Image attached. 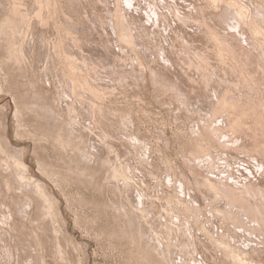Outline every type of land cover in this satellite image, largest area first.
<instances>
[{
    "label": "rangeland",
    "instance_id": "374dc122",
    "mask_svg": "<svg viewBox=\"0 0 264 264\" xmlns=\"http://www.w3.org/2000/svg\"><path fill=\"white\" fill-rule=\"evenodd\" d=\"M5 1L0 264H264V0Z\"/></svg>",
    "mask_w": 264,
    "mask_h": 264
},
{
    "label": "bare ground",
    "instance_id": "6f19581e",
    "mask_svg": "<svg viewBox=\"0 0 264 264\" xmlns=\"http://www.w3.org/2000/svg\"><path fill=\"white\" fill-rule=\"evenodd\" d=\"M1 1H2V0H1ZM8 1H9V0H8ZM19 1H20V0H19ZM22 1H23V0H22ZM33 1H34V0H33ZM38 1H39V0H38ZM51 1H52V0H51ZM68 1H69V0H68ZM72 1H73V0H72ZM72 1H71V2H72ZM76 1H77V0H76ZM106 1H107V0H106ZM126 1H127V0H126ZM135 1H136V0H135ZM227 1H228V2H231V0H227ZM5 2H7V0H6ZM24 2H25V1H24ZM29 2H30V1H29ZM36 2H37V0H36ZM39 2H40V1H39ZM41 2H43V1H41ZM47 2L50 3V1H48V0L46 1V3H47ZM96 2H97V1H96ZM96 2H95V3H96ZM223 2H224V1H223ZM234 2H235V1H234ZM0 3H1V2H0ZM8 3H10V2H8ZM8 3H7V4H8ZM22 3H23V2H22ZM46 3H45V4H46ZM49 3H48V4H49ZM64 3H66V2H64ZM92 3H93V2H92ZM101 3H102V2H101ZM119 3H120V2H119ZM131 3H132V2H131ZM14 4H15V3H14ZM16 4H18V1H17ZM31 4H32V3H31ZM41 4H42V3H41ZM41 4H40V5H41ZM56 4H57V3H56ZM59 4H60V3H59ZM70 4L72 5L73 3H70ZM70 4H69V5H70ZM83 4H84V3H83ZM96 4H97V3H96ZM96 4H95V5H96ZM98 4H99V3H98ZM155 4H156V3H155ZM210 4H211V3H210ZM216 4H217V3H216ZM229 4H230V3H229ZM253 4H254V3H253ZM5 5H6V4H5ZM37 5H38V3H37ZM40 5L38 6V7H39L38 9H41V8H40V7H41ZM42 5H43V4H42ZM69 5H68V6H69ZM115 5H116V2H115ZM135 5H136V4H135ZM233 5H234V4H233ZM251 5H252V4H251ZM10 6H11V4H10ZM17 6H18V5H17ZM20 6H22V5H20ZM20 6H18V8H19ZM32 6H33V5H32ZM35 6H36V5L34 4V8H35ZM46 6H47V4H46ZM156 6H157V5H156ZM211 6H212V5H211ZM4 7H5V6H4ZM11 7H12V6H11ZM25 7H26V6H25ZM25 7H24V9H25ZM30 7H31V6H29V8H30ZM44 7H45V6H44ZM49 7H50V6H49ZM70 7H71V9H72V6H70ZM109 7H110V6H109ZM112 7H113V6H112ZM216 7H217V5H216ZM221 7H222V6H221ZM239 7H240V6H239ZM14 8H15V7H13V9H12V10H13V15H14ZM34 8L32 7V9H34ZM50 8H51V7H50ZM52 8H53V7H52ZM74 8H75V7H74ZM101 8H103V7H101ZM101 8H100V9H101ZM104 8H105V7H104ZM135 8H136V7H135ZM230 8H231V7H230ZM3 9H4V8H2V10H3ZM6 9H7V8H6ZM8 9H9V6H8ZM20 9H21V8H20ZM20 9H19V10H20ZM24 9H22V12L25 11ZM38 9L35 8V10L39 11ZM44 9H45V8H44ZM76 9H77V8H76ZM92 9H93V8H92ZM241 9H242V8H241ZM15 10H17V9H15ZM19 10H17V11L19 12ZM23 10H24V11H23ZM35 10H34V12H35ZM47 10H49V9L47 8ZM52 10H53V9H52ZM52 10H50V11L53 12ZM68 10H69V9H68ZM72 10H73V9H72ZM84 10H85V9H84ZM120 10H121V9H120ZM261 10H262V9H261ZM9 11H10V10H9ZM30 11H31V10H30ZM40 11H41V10H40ZM40 11H39V12H40ZM50 11H49V12H50ZM57 11H58V10H57ZM80 11H81V10H80ZM80 11H79V13H80ZM109 11H110V10H109ZM118 11H119V10H118ZM125 11H126V10H125ZM254 11H255V10H254ZM42 12H43V11H42ZM47 12H48V11H47ZM51 12H50V13H51ZM76 12H77V11H76ZM81 12H82V11H81ZM88 12H89V11H88ZM88 12H87V13H88ZM121 12H122V11H121ZM0 13H1V12H0ZM8 13H9V12H8ZM25 13H27V14L29 15V12H28V11L25 12ZM32 13H33V12H32ZM43 13H44V12H43ZM63 13H64V12H63ZM65 13H66V12H65ZM84 13H85V12H84ZM105 13H106V12H105ZM114 13H115V12H114ZM119 13H120V12H119ZM131 13H132V12H131ZM166 13H167V12H166ZM188 13H189V12H188ZM218 13H219V12H218ZM15 14H17V12H16ZM19 14H20V13H19ZM21 14H24V13H21ZM27 14H26V16H27ZM34 14H35V13H34ZM40 14H41V13H40ZM44 14H45V13H44ZM48 14H49V13H48ZM57 14H58V13H57ZM81 14H82V13H81ZM125 14H126V13H125ZM135 14H136V13H135ZM174 14H175V13H174ZM228 14H229V13H228ZM239 14H240V13H239ZM246 14H247V13H246ZM5 15H6V14H5ZM10 15H11V14H10ZM17 15H18V14H17ZM31 15H33V14H31ZM37 15H38V12H37ZM37 15H36V16H37ZM45 15H46V14H45ZM50 15H51V14H50ZM50 15H49V16H50ZM53 15H55V14H53ZM63 15H64V14H63ZM66 15H67V14H66ZM115 15H116V14H115ZM118 15H119V14H118ZM224 15H225V13H224ZM247 15H248V14H247ZM7 16H9V14H8ZM11 16H12V15H11ZM22 16H25V15H22ZM22 16H21V17H22ZM26 16H25V18H24V17H22V18H23V20L26 21V19H27V21H28V16H27V18H26ZM33 16H34V15H33ZM33 16H32V17H33ZM89 16H90V13H89ZM119 16H120V15H119ZM119 16H118V17H119ZM132 16H133V15H132ZM169 16H170V15H169ZM175 16H176V15H175ZM207 16H208V15H207ZM219 16H220V15H219ZM221 16H223V15H221ZM254 16H255V15H254ZM261 16H262V15H261ZM18 17H19V16H18ZM21 17H20V19H21ZM29 17H30V16H29ZM39 17H40V16L38 15V18H39ZM41 17H42V14H41ZM51 17H52V15H51ZM54 17H55V16H54ZM66 17H67V16H66ZM74 17H75V16H74ZM79 17H81V15H80ZM79 17H76V18H79ZM83 17H84V16H83ZM90 17H91V16H90ZM107 17H108V16H107ZM123 17H124V16H123ZM127 17H128V16H127ZM149 17H150V16H149ZM205 17H206V16H205ZM238 17H239V16H238ZM243 17H244V16H243ZM11 18H12V17H11ZM13 18H14V16H13ZM16 18H17V17H16ZM71 18H72V17H71ZM93 18H94V17H93ZM221 18H222V17H221ZM223 18H224V16H223ZM240 18H241V17H239V19H240ZM245 18H246V17H245ZM256 18H257V17H256ZM260 18H261V17H260ZM9 19H10V17H9ZM9 19H8V20L5 19V20H6V23L9 21ZM40 19H42V18H40ZM55 19H56V17H55ZM64 19H65V18H64ZM79 19H81V18H79ZM105 19H106V18H105ZM128 19H129V18H128ZM146 19H147V18H146ZM237 19H238V18H237ZM237 19H236V22H237ZM261 19H262V18H261ZM5 20H3V21H5ZM16 20H18V18H17ZM30 20H31V19H30ZM44 20H45V18H44ZM44 20H43V21H44ZM48 20H50V19H48ZM82 20H83V19H82ZM179 20H180V19H179ZM3 21H2V22H3ZM10 21H11V20H10ZM10 21H9V22H10ZM27 21H26V22H27ZM38 21L40 22L41 20H38ZM63 21H64V20H63ZM70 21H71V20H70ZM88 21H89V20H88ZM113 21H114V20H113ZM130 21H131V20H130ZM137 21H138V20H137ZM137 21H136V22H137ZM166 21H167V20H166ZM201 21H202V20H201ZM238 21H239V20H238ZM9 22H8V24H6V25L9 26V24H13V22H12V23H11V22L9 23ZM17 22H18V21H17ZM22 22H23V21H22ZM22 22H21V23H22ZM31 22H32V21H31ZM49 22H50V21H49ZM61 22H62V21H61ZM71 22L73 23L74 21H71ZM84 22H85V21H83V23H84ZM97 22H98V21H97ZM106 22H107V21H106ZM111 22H112V21H111ZM120 22H121V21H120ZM185 22H186V21H185ZM187 22H188V21H187ZM195 22H196V21H195ZM211 22H212V21H211ZM213 22H215V21H213ZM213 22H212V23H213ZM222 22L224 23V20H223ZM251 22H253V21H251ZM35 23H37V22L35 21ZM40 23H41V22H40ZM50 23H51V22H50ZM58 23H59V22H58ZM62 23H63V22H62ZM74 23H75V22H74ZM85 23H86V22H85ZM189 23H190V22H189ZM196 23H197V22H196ZM202 23H203V21H202ZM212 23H211V24H212ZM239 23H241V22H239ZM259 23H260V22H259ZM3 24H4V23H3ZM14 24H17V25H18V23H14ZM27 24H28V22H27ZM30 24H31V23H30ZM53 24H54V23H53ZM53 24H52V25H53ZM65 24H66V23H65ZM67 24H68V23H67ZM67 24H66V25H67ZM81 24H82V23H81ZM114 24H116V23H114ZM186 24H187V23H186ZM194 24H195V23H194ZM208 24H210V23H208ZM216 24H217V23H216ZM245 24H246V23H245ZM257 24H258V23H257ZM0 25H1V24H0ZM37 25H38V24H37ZM39 25H40V24H39ZM48 25H49V24H48ZM55 25H56V24H55ZM62 25H63V24H62ZM79 25H80V23H79ZM4 26H5V25H4ZM21 26H22V25H21ZM23 26H24V25H23ZM34 26H35V25H34ZM50 26H51V25H50ZM53 26H54V25H53ZM53 26H52V28H53ZM70 26H71V25H70ZM111 26H112V25H111ZM114 26H115V25H114ZM114 26H113V27H114ZM192 26H193V25H192ZM204 26H205V25H204ZM207 26H209V25H207ZM210 26H211V25H210ZM10 27H11V26H10ZM14 27H15V26H14ZM26 27H27V26H26ZM29 27H30V26H28V28H29ZM56 27H57V26H56ZM58 27H59V26H58ZM58 27H57V28H58ZM63 27H65V26H63ZM71 27H72V26H71ZM75 27H76V26H75ZM81 27H82V25H81ZM81 27L79 26L80 29H81ZM85 27H87L86 24H85ZM234 27H235V26H234ZM237 27H238V26H237ZM1 28H2V25H1ZM4 28H5V27H4ZM21 28H22V27H21ZM23 28H24V27H23ZM32 28H33V27H32ZM59 28H60V27H59ZM67 28H69V27H67ZM76 28H77V27H76ZM76 28H75V29H76ZM79 28H78V29H79ZM83 28H84V27H83ZM114 28H116V27H114ZM136 28H137V27H136ZM24 29H25V28H24ZM53 29H54V28H53ZM72 29H73V28H72ZM80 29H79V30H80ZM259 29H260V28H259ZM26 30H27V29H26ZM33 30H35V29H32V32H33ZM36 30H37V29H36ZM65 30H67V29H65ZM84 30H85V29H84ZM115 30H118V29H115ZM139 30H140V29H139ZM206 30H207V29H206ZM11 31H12V30H11ZM11 31H10V32H11ZM51 31H52V30H51ZM73 31H74V29H73ZM82 31H83V30H82ZM111 31H112V30H111ZM246 31H247V30H246ZM16 32H18V31H16ZM52 32H53V31H52ZM67 32H68V31H67ZM67 32H66V33H67ZM69 32H70V30H69ZM75 32H76V30H75ZM113 32H114V31H113ZM5 33H6V32H5ZM33 33H34V32H33ZM38 33H39V32H38ZM46 33H47V32H46ZM53 33H54V32H53ZM76 33H77V32H76ZM78 33H80V31H79ZM78 33H77V34H78ZM118 33H119V32H118ZM189 33H190V32H189ZM214 33H215V32H214ZM257 33H258V31H257ZM259 33H260V32H259ZM8 34H9V33H8ZM14 34H16V33H14ZM14 34H13V35H14ZM25 34H26V33H25ZM51 34H52V33H51ZM60 34H61V33H60ZM222 34H223V33H222ZM231 34H232V33H231ZM234 34H235V33H234ZM11 35H12V34H11ZM19 35H20V34H19ZM33 35H34V34H33ZM39 35H40V34H39ZM53 35H54V34H53ZM56 35H57V34H56ZM56 35H55V36H56ZM122 35H123V34H122ZM122 35H121V36H122ZM210 35H211V34H210ZM210 35H209V36H210ZM227 35H228V34H227ZM34 36H35V35H34ZM47 36H48V35H47ZM49 36H50V34H49ZM68 36H70V35L68 34ZM121 36H120V37H121ZM124 36H125V35H124ZM231 36H232V35H231ZM255 36H256V35H255ZM12 37H13V36H12ZM32 37H33V36H32ZM36 37H38V36L36 35ZM42 37H43V36H42ZM52 37H53V36H52ZM259 37H260V36H259ZM6 38H8V37H6ZM29 38H31V37H29ZM69 38H70V37H69ZM210 38H211V37H210ZM72 39H73V38H72ZM78 39H79V38H78ZM121 39H122V37H121ZM236 39H237V38H236ZM5 40H6V39H5ZM31 40H32V39H30V41H31ZM38 40H39V39H38ZM38 40H36V41H38ZM46 40H47V39H46ZM124 40H125V39H124ZM9 41H10V40H9ZM25 41H26V40H25ZM33 41H34V40H33ZM71 41H72V40H71ZM126 41H127V40H125V42H126ZM237 41H238V40H237ZM6 42H7V41H6ZM6 42H5V43H6ZM41 42H42V41H41ZM41 42H40V43H41ZM46 42H47V41H46ZM53 42H54V41H53ZM56 42H57V41H56ZM116 42H117V41H116ZM119 42H120V41H119ZM119 42H117V43H119ZM125 42H124V43H125ZM222 42H223V41H222ZM21 43H22V42H21ZM31 43H32V41H31ZM36 43H37V42H36ZM36 43H35V44H36ZM40 43H39V45H40ZM64 43H65V42H64ZM64 43H63V44H64ZM117 43H116V44H117ZM124 43H123V44H124ZM227 43H228V42H227ZM263 43H264V42H263ZM33 44H34V43H33ZM47 44H48V43H47ZM216 44H217V43H216ZM221 44H222V43H221ZM5 45H6V44H5ZM13 45H15V44H13ZM13 45H12V46H13ZM25 45H26V44H25ZM42 45H43V43H42ZM96 45H97V44H96ZM242 45H243V44H242ZM10 46H11V45H10ZM12 46H11V47H12ZM28 46H30V44H29ZM54 46H55V45H54ZM56 46H58V45H56ZM120 46H121V45H120ZM261 46H262V45H261ZM8 47H9V46H8ZM30 47H31V46H30ZM35 47H36V46H35ZM37 47H38V44H37ZM45 47L49 48L48 45H46ZM90 47H91V46H90ZM92 47H93V46H92ZM101 47H102V46H101ZM20 48H21V47H20ZM62 48H63V47H62ZM219 48H221V47H219ZM262 48H263V47H262ZM15 49H16V48H15ZM22 49H23V48H22ZM37 49H38V48H37ZM55 49H56V48H55ZM69 49H70V48H69ZM120 49H121V48H120ZM122 49H123V48H122ZM237 49H238V48H237ZM9 50H10V48H9ZM19 50H20V49H19ZM28 50H29V48H28ZM30 50H31V49H30ZM34 50H36V48H35ZM39 50H40V49H39ZM43 50H45V49H43ZM43 50H42V51H43ZM46 50H47V49H46ZM57 50H58V49H57ZM57 50H56L55 52H57ZM74 50H75V49H74ZM89 50H90V49H89ZM11 51H12V50H11ZM11 51H8V52H11ZM16 51H17V50H16ZM31 51H32V50H31ZM31 51H30V52H31ZM42 51H41V52H42ZM58 51H59V50H58ZM66 51H68V50H66ZM123 51H124V50H123ZM230 51H231V50H230ZM238 51H239V50H238ZM238 51H237V52H238ZM25 52H26V51H25ZM39 52H40V51H39ZM39 52H38V53H39ZM46 52H47V51H46ZM46 52H45V53H46ZM48 52H49V51H48ZM48 52H47V53H48ZM59 52H60V51H59ZM75 52H76V51H75ZM102 52H103V51H102ZM104 52H105V51H104ZM220 52H221V51H220ZM225 52H226V51H225ZM242 52H243V51H242ZM245 52H246V51H245ZM1 53H2V52H1ZM11 53H12V52H11ZM21 53H22V52H21ZM49 53H50V52H49ZM57 53H58V52H57ZM60 53H61V52H60ZM65 53H66V52H65ZM68 53H69V52H68ZM100 53H101V52H100ZM235 53H236V52H235ZM253 53H254V52H253ZM256 53H257V52H256ZM23 54H24V53H23ZM31 54H32V52H31ZM96 54H97V53H96ZM98 54H99V53H98ZM102 54H103V53H102ZM18 55H19V54H18ZM39 55H40V53H39ZM39 55H38V58L41 57V56L39 57ZM41 55H43V54L41 53ZM44 55H45V54H44ZM46 55H47V54H46ZM50 55H51V54H50ZM58 55H60V54L58 53ZM69 55H72V54H69ZM75 55H76V54H75ZM100 55H101V54H100ZM103 55H105V54H103ZM245 55H246V54H245ZM254 55H255V54H254ZM29 56H30V54H29ZM35 56H36V53H35ZM220 56H221V55H220ZM44 57H45V56H44ZM46 57H47V56H46ZM46 57H45V58H46ZM64 57H66V56H64ZM34 58H35V57H34ZM36 58H37V57H36ZM42 58H43V57H42ZM240 58H241V57H240ZM43 59H44V58H43ZM48 59H50V58H48ZM66 59H67V58H66ZM237 59H238V58H237ZM241 59H242V58H241ZM28 60H29V59H28ZM258 60H259V59H258ZM37 61H38V60H36V62H37ZM64 61H65V60H64ZM221 61H222V60H221ZM29 62H30V61H29ZM48 62H50V60H49ZM238 62H239V61H238ZM37 63H39V62H37ZM64 63H65V62H64ZM75 63H76V62H75ZM42 64H43V63H42ZM42 64H41V65H42ZM246 64H247V63H246ZM37 65H38V64H37ZM247 65H248V64H247ZM249 65H250V64H249ZM31 66H32V65H31ZM72 66H73V65H72ZM77 66H78V65H77ZM263 66H264V65H263ZM53 67H54V66H53ZM61 67H62V65H61ZM260 67H261V66H260ZM49 68H50V67H49ZM68 68H69V67H68ZM61 69H62V68H61ZM78 69H79V68H78ZM59 70H60V69H59ZM261 70H262V69H261ZM58 72H59V71H58ZM65 72H66V71H65ZM68 72H69V71H68ZM71 72H72V71H71ZM252 72H253V71H252ZM257 72H258V71H257ZM50 73H51V72H50ZM59 73H60V72H59ZM72 73H73V72H72ZM46 74H47V73H46ZM62 74H63V73H62ZM262 74H263V73H262ZM263 75H264V74H263ZM47 76H48V75H47ZM79 76H80V75H79ZM85 76H86V75H85ZM49 77H51V76L49 75ZM65 77H66V76H65ZM70 77H72V76H70ZM257 77H258V76H257ZM81 79H82V78H81ZM253 79H254V78H253ZM262 79H263V78H262ZM87 80H88V79H87ZM63 81H64V80H63ZM76 81H77V80H76ZM76 81H75V82H76ZM88 81H89V80H88ZM88 81H87V82H88ZM262 81H263V80H262ZM90 82H91V81H90ZM254 82H255V81H254ZM76 84H77V83H76ZM82 84H83V83H82ZM82 84H81V86H83ZM91 84H92V83H91ZM77 85H78V84H77ZM252 85H253V84H252ZM73 87H74V86H73ZM258 87H259V86H258ZM72 89H74V88H72ZM256 89H257V88H256ZM73 91H74V90H73ZM67 92H68V91H67ZM82 92H83V91H82ZM95 92H96V91H95ZM257 92H258V91H257ZM263 92H264V91H263ZM263 92H262V93H263ZM260 93H261V92H260ZM91 94H92V93H91ZM87 95H88V94H87ZM84 96H85V95H84ZM91 96H92V95H91ZM97 96H98V95H97ZM1 97H2V96H1ZM216 97H217V96H216ZM226 97H227V96H226ZM6 98H8V97H6ZM6 98H5V99H6ZM65 98H66V97H65ZM95 98H96V97H95ZM228 98H229V97H228ZM234 98H235V97H234ZM14 100H15V99H14ZM90 100H91V98H90ZM236 101H237V100H236ZM239 101H240V100H239ZM4 102H5V100L2 99V98H0V105L4 104ZM85 102H86V101H85ZM233 102H234V101H233ZM2 106H3V105H2ZM90 106H91V105H90ZM93 108H94V107H93ZM212 108H215V107H212ZM227 108H228V107H227ZM234 108H235V107H234ZM217 109H218V108H217ZM249 109H250V108H249ZM227 110H228V109H227ZM213 111H214V110H213ZM225 111H226V110H225ZM241 111H242V110H241ZM247 111H249V110H247ZM210 112H211V111H210ZM223 112H224V111H223ZM242 112H243V111H242ZM207 113H208V112H207ZM226 113H227V112H226ZM220 114H221V113H220ZM228 115H229V114H228ZM238 115H239V114H238ZM241 115H242V113H241ZM14 117H15V115H14ZM227 117H228V116H227ZM227 117H226V118H227ZM243 117H244V116H243ZM213 118H214V117H213ZM231 118H232V116H231ZM234 118H235V117H234ZM243 119H244V118H243ZM247 119H248V118H247ZM204 120H205V119H204ZM216 120H217V118H216ZM237 120H239V118H238ZM244 121H245V120H244ZM216 122H217V121H216ZM202 123H203V122H202ZM230 123H231V122H230ZM234 123H235V122H234ZM245 123H246V122H245ZM206 124H207V123H206ZM254 124H255V123H254ZM202 126H203V125H202ZM209 126H210V125H209ZM211 126H212V125H211ZM237 126H238V124H237ZM243 126H244V125H243ZM245 126H246V125H245ZM205 127H206V125H205ZM207 127H208V126H207ZM234 127H235V124H234ZM209 128H210V127H209ZM214 128H215V127H214ZM239 128H240V127H239ZM204 129H205V128H204ZM212 129H213V128H212ZM231 129H232V128H231ZM210 131H211V130H210ZM260 131H261V130H260ZM213 132H214V131H213ZM226 132H227V131H226ZM232 132H233V131H232ZM229 134H230V133H229ZM237 134H238V133H237ZM258 134H259V133H258ZM261 134H263V133H261ZM211 135H213V134H211ZM219 135H221V134H219ZM242 135H244V134H242ZM217 136H218V135H217ZM245 136H246V135H245ZM261 136H262V135H261ZM217 138H219V137H217ZM221 138H222V137H221ZM211 139H212V138H211ZM214 140H215V139H214ZM261 141H262V140H261ZM222 142H223V141H222ZM250 142H251V141H250ZM225 143H226V142H225ZM14 146H15V145H14ZM20 146H21V145H20ZM226 146H227V145H226ZM22 148H23V147H22ZM224 148H225V147H224ZM231 148H232V147H231ZM240 148H241V147H240ZM3 149H4V148H2V151H3ZM222 150H223V149H222ZM240 150H241V149H240ZM252 150H253V149H252ZM229 151H230V150H229ZM223 152H224V151H223ZM227 152H228V151H227ZM245 152H246V151H245ZM236 153H237V152H236ZM252 154H254V153H252ZM5 155H6V154H5ZM22 155H23V154H22ZM245 155H247V154H245ZM225 156H226V155H225ZM228 156H229V155H228ZM228 156H227V157H228ZM239 156H240V155H239ZM4 157H5V156H4ZM261 157H262V156H261ZM243 158H244V157H243ZM232 159H233V158H232ZM237 159H238V158H237ZM203 160H204V159H203ZM19 161H20V160H19ZM204 161H205V160H204ZM232 161H233V160H232ZM4 162H5V161H4ZM23 162H24V161H23ZM25 163H26V162H25ZM25 163H22V164L25 165ZM3 164H4V163H3ZM14 164H15V163H14ZM26 164H27V163H26ZM231 164H232V163H231ZM203 165H204V164H203ZM0 166H1V165H0ZM204 166H205V165H204ZM1 167H2V166H1ZM21 167H22V166H21ZM213 168H214V167H213ZM27 169H28V168H27ZM32 169H33V168H32ZM37 169H38V168H37ZM37 169H35V174H36L37 178L39 179V181L41 180V181H44V182H45V181H46V178H44L43 175H41V174L38 172ZM211 169H212V168H211ZM218 169H219V168H218ZM26 171H27V170H26ZM41 172H42V171H41ZM212 172H213V171H212ZM210 174H211V173H210ZM29 175H30V174H29ZM210 176H211V175H210ZM34 178H35V177H34ZM34 178H33V179H34ZM145 178H146V177H145ZM212 178H213V177H212ZM27 179H28V178H27ZM218 179H219V178H218ZM126 180H127V179H126ZM22 181H23V180H22ZM41 181H40V182H41ZM24 182H25V181H24ZM40 182L36 183V186H37L38 189L41 188V184H40ZM47 182H48V181H47ZM228 182H229V181H228ZM252 182H253V181H252ZM25 183H26V182H25ZM34 183H35V182H34ZM216 183H217V182H216ZM32 184H33V183H32ZM43 184H44V183H43ZM207 184H208V183H207ZM34 185H35V184H34ZM53 185H54V184H53ZM43 186H45V185H43ZM43 186H42V187H43ZM34 187H35V186H34ZM221 187H222V186H221ZM230 187H231V186H230ZM233 187H234V186H233ZM242 187H243V186H242ZM211 188H212V187H211ZM214 188H216V187H214ZM42 189L45 190V188H41V190H42ZM229 189H230V188H229ZM229 189H228L227 192H225L224 194H226V195H230V196H231V199H235L236 196H238V195H235V194H237V193L235 192L236 190H235V191H232L233 189H231V190H229ZM245 189H246V188H245ZM245 189H244V190H245ZM209 190H210V189H209ZM259 190H260V189H259ZM191 191H192V190H191ZM225 191H226V190H225ZM253 191H254V190H253ZM261 191H262V190H261ZM39 192H40V191H39ZM44 192H45V191H44ZM44 192H43V193H44ZM187 192H188V191H187ZM245 192H246V191H245ZM248 192H249V191H247V193H248ZM198 193H199V192H198ZM240 193H242V192H240ZM240 193H239V194H240ZM249 193H251V192H249ZM211 194H212V193H211ZM256 194H257V193H256ZM208 195H209V194H208ZM212 195H213V194H212ZM212 195H210V197H211ZM220 195H221V194H220ZM220 195H219V196H220ZM246 195H247V194H246ZM57 196H58V195H57ZM200 196H201V195H200ZM221 196H222V195H221ZM221 196H220V197H221ZM240 196H241V195H240ZM261 196H262V195H261ZM217 197H218V196H217ZM225 197H226V196H225ZM238 197H239V196H238ZM257 197H258V196H257ZM200 198H201V197H200ZM227 198H228V197H227ZM229 198H230V197H229ZM249 198H250V197H249ZM254 198H255V197H254ZM240 199H241V198H240ZM175 200H176V199H175ZM228 200H229V199H228ZM238 200H239V198H238ZM246 200H247V199H246ZM262 200H264V199H262ZM139 201H140V200H139ZM217 201H218V200H217ZM220 201H221V199H220ZM222 201H223V200H222ZM232 201H233V200H232ZM234 201H235V200H234ZM163 202H164V201H163ZM204 202H205V201H204ZM206 202H207V201H206ZM212 202H213V201H212ZM218 202H219V201H218ZM218 202H217V203H218ZM236 202H237V201H236ZM244 202H245V201H244ZM246 202H247V201H246ZM214 203H215V202H214ZM217 203H216V204H217ZM238 203H239V202H238ZM157 204H158V203H157ZM221 204L224 205V203H221ZM242 204H243V203H242ZM263 204H264V203H263ZM214 205H215V204H214ZM247 205H248V204H247ZM247 205H246V206H247ZM249 205H250V203H249ZM259 205H260V204H259ZM182 206H183V208H184V205H182ZM201 206H202V205H201ZM208 206H209V205H208ZM216 206H217V205H216ZM230 206H231V204H230ZM235 206H236V205H235ZM240 206H241V205H240ZM227 207H228V206H227ZM227 207H226V209L229 208V207H228V208H227ZM231 207H232V206H231ZM236 207H237V206H236ZM251 207H252V206H251ZM251 207H247V208H251ZM258 207H259V206H258ZM150 208H151V207H150ZM162 208H163V207H162ZM190 208H191V207H190ZM195 208H196V207H195ZM224 208H225V206H224ZM240 208H242V206H241ZM240 208H238V209H240ZM254 208H255V207H254ZM254 208H253V209H254ZM171 209H172V208H171ZM175 209H176V208H175ZM191 209H192V208H191ZM205 209H206V208H205ZM232 209H233V208H232ZM234 209H237V208H234ZM238 209H237V211H239ZM242 209H243V208H242ZM253 209H252V210H253ZM157 210H158V209H157ZM189 210H190V209H189ZM203 210H204V209H203ZM218 210L221 211L222 209H221V210L218 209ZM218 210L216 211L217 213H219ZM245 210H246V209H245ZM168 211H169V210H168ZM170 211H171V210H170ZM223 211H224V210H222V212H223ZM230 211H231V209L229 208V212H230ZM246 211H247V210H246ZM185 212H186V211H185ZM195 212H196V211H195ZM211 212H212V211H211ZM227 212H228V211H227ZM241 212L243 213L244 211H241ZM248 212H250V211H248ZM248 212H244L243 216L245 215V213H248ZM263 212H264V211H263ZM140 213H141V212H140ZM168 213H169V212H168ZM182 213H183V212H182ZM212 213H213V212H212ZM212 213H211V214H212ZM238 213H239V212H238ZM254 213H255V212H254ZM213 214H214V213H213ZM213 214H212V217H213V216H216V215H213ZM219 214H220V213H219ZM224 214H225V212H224ZM228 214H229V213H228ZM230 214H231V213H230ZM232 214H233V212H232ZM260 214H261V213H260ZM233 215H235V214H233ZM233 215H232V216H233ZM239 215H241V213H240ZM253 215H254V214H253ZM198 216H199V215H198ZM198 216H197V217H198ZM224 216H225V215H224ZM224 216H223V217H224ZM235 216H236V215H235ZM249 216H250V215H249ZM258 216H259V215H258ZM187 217H188V216H187ZM187 217H186V218H187ZM216 217L218 218V215H217ZM241 217H242V215H241ZM247 217H248V216H247ZM254 217L256 218L255 215H254ZM206 218H207V217H206ZM235 218H236V217H235ZM235 218H234V219H235ZM244 218H246V215L244 216ZM250 218H252V217L250 216ZM255 218H254V219H255ZM195 219H197V218H195ZM213 219H214V218H213ZM229 219H230V218H229ZM232 219H233V218H232ZM238 219H239V221H241L240 216H239ZM256 219H257V218H256ZM168 220H169V219H168ZM174 220H175V219H174ZM200 220H201V219H200ZM215 220H216V219H215ZM220 220H221V219H220ZM225 220H226V219H225ZM242 220H243L244 222H247L246 220L249 221V217H248V219L246 218L245 220H244L243 217H242ZM191 221H192V220H191ZM211 221H212V220H211ZM216 221H218V220H216ZM221 221H222V220H221ZM226 221H227V220H226ZM231 221H232V220H231ZM234 221H236V220H234ZM237 221H238V220H237ZM237 221H236V222H237ZM250 221H251V220H250ZM250 221H249V222H250ZM254 221H255V220H254ZM256 221L258 222V220H256ZM256 221H255V225L257 224ZM263 221H264V220H263ZM195 222H197V221H195ZM227 222H228V221H227ZM232 222H233V221H232ZM232 222H231V223H232ZM236 222H234V223H236ZM190 223H192V222H190ZM193 223H194V221H193ZM210 223H212V222H210ZM216 223H217V222H216ZM219 223H220V222H219ZM221 223H222V222H221ZM229 223H230V222H229ZM234 223H232V225H233ZM252 223H253V221H252ZM259 223H261V222L259 221ZM259 223L257 224V226H258V227H261L260 225H262L264 222H263L262 224H260V225H259ZM194 224H195V223H194ZM227 224H228V223H227ZM240 224H242V223H238V225H240ZM247 224H248V222H247ZM250 224H251V222H250ZM210 225H211V224H210ZM213 225H214V224H213ZM223 225H224V224H223ZM255 225H254V226H255ZM180 226H181V225H180ZM184 226H185V225H184ZM211 226H212V225H211ZM219 226H220V225H219ZM235 226H236V224H235ZM243 226H244V223H243ZM245 226L248 227L247 225H245ZM250 226H251V225H249V227H250ZM257 226H256V227H257ZM207 227H208V226H207ZM212 227H213V226H212ZM222 227H223V226H222ZM227 227H231V226H227ZM239 227H241V226H239ZM246 227H245V228H246ZM252 227H253V226H252ZM205 228H206V227H205ZM234 228L238 229L237 226L234 227V225H233V229H234ZM245 228H244V229H245ZM261 228H263V226H262ZM200 229H202V228H200ZM200 229H199V230H200ZM236 229H234L233 231H234V232H237L238 230L235 231ZM244 229H243V227H242V230H244ZM251 229H252V228H251ZM253 229L256 231V234H257V235H258L257 231H259V230H260L259 233H262V232L264 233V231H262V230H264V228H263V229L258 228L259 230H256V229L253 227ZM212 230H213V229H212ZM218 230H219V228H218ZM218 230H217V231H218ZM226 230H227V231H231L232 229H231V230H228V228H227ZM226 230H225V231H226ZM245 230H246V229H245ZM245 230H244V233H245V234H243V232H242L241 236L239 235L240 238H241V237L243 238V236H244V238L246 239V240H243V239L241 238L242 241H245V242H247V243H248V242L250 243L251 241L254 242V240H250V239H248L249 236H252V235H248V232H247L248 237H247V238L245 237V235H246V231H245ZM254 230H253V231H254ZM201 231H202V230H201ZM223 231H224V230H223ZM223 231H222V233H220L221 231L219 230V233H220V234H223ZM239 231H240L239 233H241V230H239ZM248 231H251V230H248ZM255 231H254V232H255ZM261 231H262V232H261ZM182 232H183V231H182ZM207 232H209V231L207 230ZM251 232H252V231H251ZM251 232H250V234H253V233H254V232H252V233H251ZM186 233H187V231H186ZM219 233H218V234H219ZM225 233H227V232H225ZM232 233H233V232H232ZM263 233H262V234H263ZM205 234H206V232H205ZM214 234H215V233H214ZM228 234H230V233H227V238H228ZM237 234H238V232H237ZM256 234H255V235H256ZM212 235H213V234H212ZM233 235H234V234H233ZM235 235H236V234H235ZM235 235H234V237H235L237 240H239L238 237L235 236ZM242 235H243V236H242ZM255 235L253 234V237H251V238L253 239ZM259 235L261 236V234H259ZM259 235L256 236V238L258 237L257 239H260V238H261V237H259ZM220 236H221V235H220ZM220 236H219V238L222 239ZM230 236H231V234H230ZM209 237H210V235H209ZM209 237H208V238H209ZM213 237H214V236H213ZM225 237H226V235H225ZM234 237H233V238H234ZM229 238L231 239V237H229ZM229 238H228V239H229ZM249 238H250V237H249ZM256 238H255V239H256ZM262 238H263V235H262ZM187 239H188V238H187ZM214 239H215V238H214ZM241 239H240V240H241ZM247 239H248V240H247ZM222 240H223V239H222ZM224 240H225V239H224ZM234 240H235V239H233V241H234ZM260 240H261V239H260ZM260 240H259V241L257 240V241L260 242ZM204 241H205V240H204ZM214 241H215V240H214ZM219 241H220V240H219ZM219 241H218V242H219ZM229 241L231 242L232 240H229ZM261 241H262V240H261ZM212 242H213V241H212ZM218 242H217V243H218ZM221 242H222V241H221ZM223 242H224V241H223ZM225 242H226V241H225ZM225 242H224V243H225ZM230 242H229V243H230ZM239 242H241V241H239ZM255 242H256V241H255ZM258 242H257V243H258ZM196 243H198V242H196ZM217 243H216V244H217ZM224 243H223V244L218 243V244H219V246H220V245L224 246V245H226V243H225V244H224ZM229 243H228V245H229L230 247H233V246L230 245ZM234 243H235V241H234ZM237 243H238V242L236 241V244H234V245L236 246V245L239 244V243H238V244H237ZM249 243H248V244H249ZM251 243H252V242H251ZM260 243L262 244V242H260ZM232 244H233V243H232ZM240 244H241V243H240ZM240 244H239V245H240ZM245 244H246V243H245ZM248 244L246 245V249H249V248H250V247L247 248V246H249ZM214 245H215V244H214ZM241 245H242V244H241ZM241 245H240V246H241ZM243 245H244V242H243ZM251 245H252V244H251ZM251 245H250V246H251ZM253 245H255V244L253 243ZM259 245H260V244H259ZM259 245H258V250H257L258 252L255 250V251L257 252V253H256L257 255H258V253H260V252H259V251H260L259 247L261 248V246H259ZM222 246H221V247H222ZM244 246H245V245H244ZM262 246H263V244H262ZM225 247L228 248V250L230 251V249H231L230 247H228V246H225ZM225 247H224V249H226ZM236 247H237V246H236ZM204 248H205V247H204ZM233 248H234V247H233ZM255 248H257L256 245H255ZM263 248H264V246H263ZM236 249H237V251L234 250V249H231L232 254H233V255L231 254V257H232V258L235 257V258H236L235 260H237V261L240 260L241 262H246V260H247L246 258H247V257H246L245 259L243 258V257H245L246 255L242 256V255H243V252H242L243 250H242V249H245V248H243V247H242V249L240 248V249H241L240 253H238V249H239V247L236 248ZM246 249H245V250H246ZM252 249H253V248H252ZM206 250H207V249H206ZM213 250H214V249H213ZM226 250H227V249H226ZM228 250H227V253H229ZM249 250H250V249H249ZM263 250H264V249H263ZM253 251H254V249H253ZM261 251H262V250H261ZM205 252H206V251H205ZM241 252H242V253H241ZM247 252H248V251H245V254H246ZM248 254H249V253H248ZM250 254H251V253H250ZM260 254H261V253H260ZM260 254H259V255H260ZM259 255H258V256H259ZM204 256H205V255H204ZM247 256H248V255H247ZM258 256H257V258H258ZM262 256H263V254H262ZM262 256H260V258H261ZM200 258H201V257H200ZM249 258L251 259V258H255V257H249ZM257 258H256V259H257ZM260 258H259V259H260ZM207 259H208V258H207ZM232 260H233V259H232ZM235 260H234V262H236ZM244 260H245V261H244ZM208 261H209V260H208ZM250 261H251V260H250ZM253 261H254V260H253ZM255 261H256V260H255ZM259 261H260V260H259ZM261 261H262V260H261ZM256 262H257V261H256ZM246 263H247V262H246ZM246 263H245V264H246ZM251 263H252V262H251ZM253 263H254V262H253ZM259 263H260V262H259ZM262 263H264V262H262ZM232 264H233V263H232ZM236 264H240V263H236ZM243 264H244V263H243ZM248 264H249V263H248ZM255 264H256V263H255Z\"/></svg>",
    "mask_w": 264,
    "mask_h": 264
}]
</instances>
